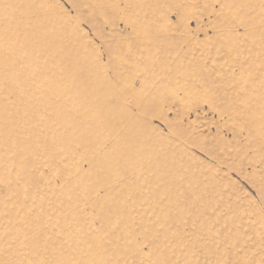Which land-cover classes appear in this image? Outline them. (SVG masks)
Here are the masks:
<instances>
[{
	"label": "rangeland",
	"instance_id": "obj_1",
	"mask_svg": "<svg viewBox=\"0 0 264 264\" xmlns=\"http://www.w3.org/2000/svg\"><path fill=\"white\" fill-rule=\"evenodd\" d=\"M0 264H264V0H0Z\"/></svg>",
	"mask_w": 264,
	"mask_h": 264
}]
</instances>
